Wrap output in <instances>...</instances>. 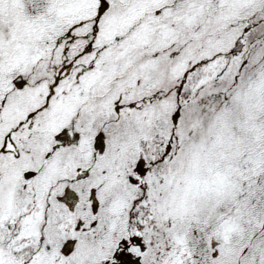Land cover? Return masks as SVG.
Wrapping results in <instances>:
<instances>
[{
  "label": "snow or ice",
  "instance_id": "6c2138e0",
  "mask_svg": "<svg viewBox=\"0 0 264 264\" xmlns=\"http://www.w3.org/2000/svg\"><path fill=\"white\" fill-rule=\"evenodd\" d=\"M0 264H264V0H0Z\"/></svg>",
  "mask_w": 264,
  "mask_h": 264
}]
</instances>
